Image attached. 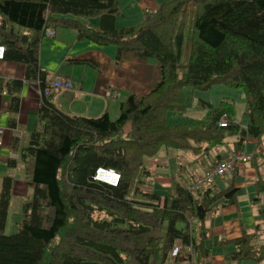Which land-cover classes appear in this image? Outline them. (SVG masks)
<instances>
[{"label": "trees", "instance_id": "trees-1", "mask_svg": "<svg viewBox=\"0 0 264 264\" xmlns=\"http://www.w3.org/2000/svg\"><path fill=\"white\" fill-rule=\"evenodd\" d=\"M190 7L194 17L188 58L178 74ZM117 13L115 0H0L2 59L22 63L23 78L36 79L38 87L46 77L38 66V44L47 28L72 29L76 38L114 46L116 60L122 51H132L156 60L159 68L153 88L140 97L126 95L115 119L106 111L94 118L66 115L41 97L36 115L40 126L21 151L30 194L19 206L20 220L12 234L3 231L12 178L1 180L0 264H164L176 245L190 247L189 252L180 251L186 259L193 253L195 260H203L204 217L217 202H235L233 180L227 179L219 190L207 186L188 192L178 176L171 196L145 192L141 194L151 201H139L129 191L147 172L144 160L161 147L207 154L227 134L235 136L231 153L255 139L254 149L261 147L249 159L260 157L264 166V0H169L145 13L138 24L120 28L114 26ZM90 17H97L96 27L82 21ZM214 82L242 91L244 126L232 119L228 100L214 108L199 101L208 106L203 119L167 123V111H184V86L206 89ZM20 85L21 79L6 82L12 112ZM222 114L228 121L225 127L217 123ZM214 157L210 168L222 160ZM260 166L250 200L263 227L254 224L251 232L243 230L231 240L234 249L227 257L235 264L264 260V242H255L258 235L264 237ZM100 167L119 174L116 185L93 179ZM192 219L198 222L196 235Z\"/></svg>", "mask_w": 264, "mask_h": 264}, {"label": "crops", "instance_id": "crops-1", "mask_svg": "<svg viewBox=\"0 0 264 264\" xmlns=\"http://www.w3.org/2000/svg\"><path fill=\"white\" fill-rule=\"evenodd\" d=\"M167 1L169 0H115L118 13L114 18V26L120 28L136 25L142 20L145 13L155 10L158 5ZM82 21L91 27H96L98 22L97 17L82 19ZM54 31L52 37H42L39 41L38 66L46 73L45 81L52 78H61L72 83L73 87L69 90H51L50 94L45 96L56 109L66 115L94 118L104 111L109 115L110 111L117 109L118 103L126 95L133 94L140 97L150 91L159 81L158 63L152 58L136 57L132 51H122L116 60L114 58L115 47L112 45L101 46L87 39L76 38L75 31L69 28H55ZM23 72L24 66L22 63L0 59V186L3 176L9 175L12 178L4 232L6 229H10L11 226H17V222L20 220L19 206L30 194L26 177L24 179L21 176L22 172L24 174L21 151L27 143L29 134L40 126L36 115L43 96L38 93L37 80L24 79ZM11 79H21V85L17 92L18 106L16 112L9 109L10 93L7 92L6 82ZM128 128L129 125L126 124V129ZM233 141H235V137L231 141V149L228 152L215 153L214 155L220 157L231 155ZM245 143L250 146L249 150H251L246 154L252 155L255 139L245 140L239 148L240 151L244 148ZM196 154L198 155L197 159L195 158ZM193 155L185 153L183 157L187 161L188 158H195L200 164L199 156L207 154L194 152ZM258 158L256 157L255 161L248 159L247 162H239L225 179V184L227 179H232L233 185L237 188L234 202L237 215L233 217L238 218L240 232L243 230L251 232L254 224L257 223L263 227L262 220H255L251 228L241 226L243 224L241 217H243L244 212L251 213L250 215L255 214L256 218V206L252 204L250 199L254 193L252 182L261 163ZM177 162L179 161L176 159L175 164ZM244 164L253 170L252 175L248 176L249 178H243L245 174ZM182 169L180 167V173L185 172ZM186 171L188 173L191 169ZM217 179L220 180L221 178ZM214 182L215 179L213 184ZM224 186L215 189L219 190ZM218 209V213H222V209ZM207 214H210L208 218L210 219L214 217L216 211L214 209V211ZM218 219L220 220V218ZM221 219L223 222V215ZM205 222L204 220L203 226L206 237L209 228L207 227L208 224L205 225ZM239 236L215 241L213 244H230L232 239ZM231 251L227 252L223 259H227V254ZM182 260L192 263L195 259L192 253L190 259L176 261ZM246 260L253 261L250 259L240 261ZM201 261L204 263L208 261V250L206 257ZM230 261L232 264L236 263L234 260Z\"/></svg>", "mask_w": 264, "mask_h": 264}, {"label": "rangeland", "instance_id": "rangeland-1", "mask_svg": "<svg viewBox=\"0 0 264 264\" xmlns=\"http://www.w3.org/2000/svg\"><path fill=\"white\" fill-rule=\"evenodd\" d=\"M193 17H194V10L192 7H190L187 12V17H186L187 19L183 32V43H182L181 56H180L181 67L177 69L178 74L183 70V67L187 62L188 52H189L190 30H191V23ZM182 93L184 96V111L183 112H179L176 110L167 111L165 118L169 125H178L180 123L187 121L203 119L208 111L207 110L208 106L204 105L207 108L202 107L200 104L201 101L204 103H208L211 108H214L221 105V102H223L224 100H228V102H231L232 105L231 107L233 111L232 119L234 120V122H237L243 126L245 125L246 117L243 113L245 110V101H244L243 93L239 88H233L223 83L214 82L210 84L206 89L184 86L182 88ZM117 114H118V110L115 108L114 111L109 112V118L115 119ZM234 137L235 136L233 135L226 134L224 136L222 144L216 146L215 148L210 149L207 155L199 156V160H201L200 164L196 160L198 156L197 154L195 157L196 159L188 158V161L183 157L185 153H189L192 156H194L193 155L194 152L191 150L190 151L175 150V149H169V148L166 149L161 147L157 151L155 156L144 160V168L147 172L140 174L138 176L137 181L131 184L129 196L139 201H151L141 194L145 192H151L160 196H171L172 184L174 183V180H177L178 178L175 175H180L179 177L182 178V183H183L189 181L191 175L200 174L201 172L210 170L209 165L214 159L213 158L215 156L214 154L228 152L231 149V141L232 139H234ZM246 145L247 143H245L244 148H242L241 150V152H243L244 154L251 152V150H249L250 146L249 145L246 146ZM258 147H256L254 151L259 150L260 148ZM250 156L251 155H249V157ZM228 157H230V155ZM228 157L223 156L222 159H227ZM176 159L179 162L175 164ZM258 160L260 161L262 160V158L259 157ZM188 166L190 167L188 168ZM180 167H182L183 168L182 170H184L185 172L180 173L179 172ZM244 168H245V174L243 178H249L248 176L252 175L253 170H251V168L246 164H244ZM187 169H191V171L186 173ZM260 170L263 173L262 175L264 179V166L261 165ZM21 176L25 179V175L23 174V172ZM226 177L220 180L217 179L218 177H214L215 179L214 186H210V188L212 190H216L215 188L224 186ZM202 186L203 185H200L198 189L201 188ZM137 187H138V191L136 192ZM217 203L211 206L212 208L211 211H214V209L216 211L214 217L208 219L210 217L209 216L210 214H207L204 218V220L206 221L205 225L208 224L207 227L209 228L208 235L203 239V245L208 250V261L205 263L202 262L200 259L193 260L192 263L186 260L176 261V260L186 259L183 256L182 258H175V259L169 258L168 260L165 261L164 264H232L228 258L223 259V256L227 252L233 249L232 244L224 243L223 245H215L213 244V242L228 238L230 239L240 235L241 232H240V225L238 218L233 217L234 215L235 216L237 215L236 208H234V206L236 207V205L235 203L225 204V205H222L219 202ZM218 208L222 209V213H218L219 210ZM250 214L244 212L243 217H241L243 222L241 226H243L244 228H251V226L253 227L256 218H255V214L252 215ZM222 215H223V222L221 219ZM187 216L188 218L190 217L189 215ZM218 218H220L221 221ZM190 226L192 227V234L196 235V231L198 229L197 219H192L190 221ZM220 229L222 230L219 232ZM16 230H17V226L16 227L11 226L10 229H6L4 234H12ZM255 242L257 244L263 243L264 237L258 235ZM193 258L196 259L195 254L193 255ZM262 261L263 260L258 262H253L246 260V261H238L237 264H264V261L263 262Z\"/></svg>", "mask_w": 264, "mask_h": 264}, {"label": "built area", "instance_id": "built-area-1", "mask_svg": "<svg viewBox=\"0 0 264 264\" xmlns=\"http://www.w3.org/2000/svg\"><path fill=\"white\" fill-rule=\"evenodd\" d=\"M55 31L52 28H47L43 34V37H52ZM4 52L3 46L0 44V59H2ZM73 87L72 83L68 80L61 78H52L44 82V86L38 88V93L41 96H47L50 94L51 90H69ZM227 117L225 114L220 115L218 119V125L220 127H225L227 124ZM249 159L248 154L243 152H235L230 155L227 159L219 160L213 167L208 171L201 172L200 174L191 175L189 181L183 182L182 185L188 192H194L198 189L200 185L202 187L214 186V177L224 178L229 175L230 171L239 162L247 161ZM93 179L100 181L109 185H116L119 174L113 169L96 168ZM201 187V188H202ZM200 189V188H199ZM189 252L190 247L186 246L181 248L179 245L174 246L169 252V258H182L183 255L180 251Z\"/></svg>", "mask_w": 264, "mask_h": 264}, {"label": "water", "instance_id": "water-1", "mask_svg": "<svg viewBox=\"0 0 264 264\" xmlns=\"http://www.w3.org/2000/svg\"><path fill=\"white\" fill-rule=\"evenodd\" d=\"M196 214L198 218L202 217L201 207L199 205L196 206Z\"/></svg>", "mask_w": 264, "mask_h": 264}, {"label": "bare ground", "instance_id": "bare-ground-1", "mask_svg": "<svg viewBox=\"0 0 264 264\" xmlns=\"http://www.w3.org/2000/svg\"><path fill=\"white\" fill-rule=\"evenodd\" d=\"M240 165V164H239ZM233 170V169H232ZM228 177V176H227ZM225 178V177H224Z\"/></svg>", "mask_w": 264, "mask_h": 264}]
</instances>
